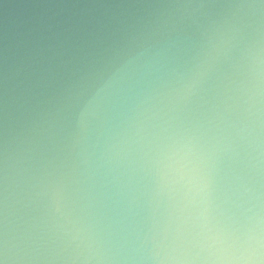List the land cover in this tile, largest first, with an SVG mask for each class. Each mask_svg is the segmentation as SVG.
I'll use <instances>...</instances> for the list:
<instances>
[{"label":"water","instance_id":"water-1","mask_svg":"<svg viewBox=\"0 0 264 264\" xmlns=\"http://www.w3.org/2000/svg\"><path fill=\"white\" fill-rule=\"evenodd\" d=\"M0 264H264V0H0Z\"/></svg>","mask_w":264,"mask_h":264}]
</instances>
